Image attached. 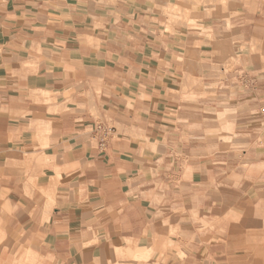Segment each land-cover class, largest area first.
I'll return each instance as SVG.
<instances>
[{"label":"crops","instance_id":"crops-1","mask_svg":"<svg viewBox=\"0 0 264 264\" xmlns=\"http://www.w3.org/2000/svg\"><path fill=\"white\" fill-rule=\"evenodd\" d=\"M149 3L0 0V264H136L189 210L209 224L220 188L248 195L244 218L264 204V0L213 32L238 56L222 78L204 58L215 96L186 74L194 36L162 31ZM97 121L115 128L103 151ZM210 241L202 263L227 254ZM169 250L153 262L178 264Z\"/></svg>","mask_w":264,"mask_h":264},{"label":"rangeland","instance_id":"rangeland-1","mask_svg":"<svg viewBox=\"0 0 264 264\" xmlns=\"http://www.w3.org/2000/svg\"><path fill=\"white\" fill-rule=\"evenodd\" d=\"M259 1L149 0L148 9L152 16L151 21L156 22L162 31L177 35L188 33L194 36L195 44L188 51L190 67L186 74L193 77L192 84L195 89L215 96L223 92V88L219 89L214 84L207 86L209 84L202 81L206 62L204 58H211V63L217 64H214L218 68L216 77L222 78L223 74L219 67H223L225 72L234 70V65L238 63V56L235 47L229 51H223L221 36L215 35L213 32L229 31L235 25H249L252 15L259 8ZM254 46L252 44V50H254ZM209 73H211L210 70ZM216 101L217 105L225 106L219 99L216 98ZM114 125L117 126V124ZM222 139L226 142L234 140L228 137ZM154 148L151 146L152 150ZM226 148L228 149V146L224 149ZM220 189H222V196H219L222 203L221 209L217 210L215 215L211 217L209 224L207 221L206 223L202 221L200 209L189 210V218L185 222L178 220L174 226L169 225L167 230L161 226V232L156 237L159 239L155 243L156 247L152 249L153 246L151 245L145 252L136 254L134 256L135 263L145 260V264H158L152 260V256L157 251L160 252L161 260L164 262L165 257L170 254L169 249L172 246H177L178 264H190L195 259L190 257L188 258L190 261L187 260L185 253L179 250L182 245L192 254H197L198 262L196 264H209L207 259L202 263V258L205 256L203 252L205 253L206 250L200 249L202 243H207L209 239L213 244L217 241L225 242L227 250L226 256L220 261L219 259L213 260V264H219V262H221L220 264H264V204H257V209L254 206L257 210L255 211V213L257 212L255 219L244 218L245 208L250 205L248 195L239 194V192L225 194L223 192L225 190ZM198 206H200L199 203ZM175 239L177 242L173 241ZM192 246H194V251ZM115 253L121 254V249L115 248ZM120 260L122 263V259Z\"/></svg>","mask_w":264,"mask_h":264},{"label":"built area","instance_id":"built-area-1","mask_svg":"<svg viewBox=\"0 0 264 264\" xmlns=\"http://www.w3.org/2000/svg\"><path fill=\"white\" fill-rule=\"evenodd\" d=\"M115 133V128L103 121H97L92 129V136L96 140V148L103 151L107 147V142Z\"/></svg>","mask_w":264,"mask_h":264}]
</instances>
